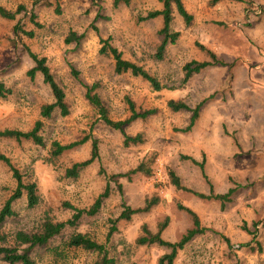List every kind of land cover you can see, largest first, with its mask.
<instances>
[{
  "label": "rangeland",
  "instance_id": "rangeland-1",
  "mask_svg": "<svg viewBox=\"0 0 264 264\" xmlns=\"http://www.w3.org/2000/svg\"><path fill=\"white\" fill-rule=\"evenodd\" d=\"M182 1L192 15L191 24L184 26L173 7L171 27L180 36L168 43L162 59H155L162 19L142 17L161 8L157 0H130L127 6H114L112 0H0L11 10L24 7L14 20L0 17V81L10 89L0 96V130H29L41 105L52 100L41 75H27L33 62L26 47L45 58L69 109L66 116L55 111L44 121V146L0 137V151L25 183H36L39 198L31 208L25 194L12 202L14 215L0 224V245L12 244L17 231L38 229L46 217L69 219L71 206L88 209L109 182L111 193L98 211L83 213L77 228H68L47 247L34 248V264H92L96 253L66 243L76 230L104 244L112 264H157L164 248L138 245L135 239L142 224L155 232L167 217L161 236L177 241L192 227L191 215L179 205L196 213L203 231L177 251L172 264H264V0ZM16 23L32 31V37L16 35ZM70 32L81 39L66 42ZM101 39H109L123 58L141 65L162 88L154 90L130 73H115L113 60L99 53ZM199 45L221 63L183 82L186 62L210 60ZM91 85L113 120L127 118L130 103L137 112L153 110L124 126L130 136L140 133L141 143L125 146L123 134L100 120L85 97ZM170 99L197 107L189 130L184 129L192 111H172ZM85 137L83 144L49 160L52 141ZM93 138L99 158L78 176H67V168L89 157ZM184 156L203 162L207 180L199 165ZM143 160L150 174L131 173ZM168 169L194 192L207 194L209 183L215 193L230 187L233 192L223 204L201 198L176 188ZM15 186L10 168L0 161V209ZM153 198L157 200L148 211L129 220L118 218L124 205L136 209ZM0 264L6 263L0 259Z\"/></svg>",
  "mask_w": 264,
  "mask_h": 264
},
{
  "label": "trees",
  "instance_id": "trees-1",
  "mask_svg": "<svg viewBox=\"0 0 264 264\" xmlns=\"http://www.w3.org/2000/svg\"><path fill=\"white\" fill-rule=\"evenodd\" d=\"M161 3L160 9H154L147 12V14L142 17V19H152L156 17H161L162 26L159 29V35L161 37L160 43L157 45L153 57L155 59H162L165 52L166 46L168 43H174L180 36V31L173 30L171 27L173 20V7L179 17L182 19L184 26H189L191 24L192 15L184 7L182 0H157ZM218 1V0H214ZM114 6L120 4L129 5L130 0H112ZM23 5H18L15 10L8 9L0 5V17L8 20H14L23 10ZM33 20V19H32ZM36 24V23H35ZM13 30L16 35L21 33L27 37H32V31H25L21 28L19 23H16L13 27ZM82 35H76L75 32H70L68 37L65 39L66 42L79 41ZM102 45L99 48V53L109 56L114 62V72L117 74L130 73L133 76L141 77L142 79L149 82L151 87L154 90H160L162 85L157 80L155 76L150 74L146 69L141 65L123 58L122 52L116 47L112 46L109 43V39H101ZM210 58L208 61H196L191 60L186 62L183 65V82H187L190 77L199 72L201 69L206 66L221 63L215 56V54L208 48L203 45H199ZM28 56L31 58L33 65L28 69L27 75L30 78H33L36 73H39L42 77L43 82L49 87L52 100L41 105L39 111V118L34 122L33 126L26 131L19 129H4L0 130V137L12 138L15 140H31L34 144L44 146L45 142L43 136L40 134L44 121L52 116L55 111L61 116H66L69 113L68 105L65 101V93L63 88L55 80L53 74L50 72L49 67L46 64L44 57L38 56L36 53L31 51L26 47ZM94 85L87 87L85 92V97L88 102L94 107L97 111L100 120H102L109 127L120 131L123 134V144L125 146L141 143L142 137L140 133H137L133 136H130L124 132V126L136 118H144L147 115L153 113L152 109L143 110L142 112H137L132 103H130V115L123 120H113L109 117L107 108L101 102L100 97L97 93L93 92ZM10 93V89L6 88L4 83L0 81V96H6ZM167 106L172 111L179 110H191L192 115L190 121L185 131L189 130L193 125L197 117V107L191 109L186 103L180 100L170 99L167 102ZM87 138H82L80 140L72 141L69 143H60L59 141H52L49 147V160L57 159L63 152L75 148L83 144ZM99 158L98 143L95 138L91 140V150L90 155L87 159L73 163L69 168L66 169V175L69 177L78 176L79 172L94 160ZM185 159H190L193 163L198 164L201 170L202 176L207 180L203 169V162H197L191 157L184 156ZM0 161L5 163L11 170L13 178L16 180V186L12 194L5 200L1 209H0V224L6 220L8 217L14 215L11 204L14 200L18 199L22 194L26 195L27 207H34L38 204L39 198L37 195V185L35 182L25 183L22 178V174L19 170L11 163L10 159L0 151ZM151 169L147 164L141 161L131 173L140 172L144 175H149ZM116 176V175H115ZM168 176L170 182L180 189L190 191L197 196L205 199H213L220 201L223 204L226 201H229V196L233 192V188L230 187L225 193H215L213 191L212 185L209 183V192L198 193L194 192L188 188L181 186L179 177L171 169H168ZM109 178H115L111 175ZM118 191L121 192V185H117ZM111 193V187L109 182L106 183L104 190L96 197L93 204L88 209H80L71 206L73 210L72 216L69 219L64 221H55L49 217H46L42 223L39 225V228L34 231H17L13 237V243L0 245V259L6 264H34V260L31 257V252L34 248H43L47 247L50 241L61 235L68 228H77L80 223V217L83 213L87 215L95 214L100 208L103 200L107 198ZM156 198L152 200H146L145 204L140 207L133 209L129 206L124 205L123 209L118 215L119 219L129 220L132 214L138 212H146L151 206L156 202ZM180 209L185 210L192 217V227L187 229L186 232L177 240V241H168L162 238L161 234L163 229L166 227L168 218L166 217L162 223H158L157 230L152 232L147 225L144 223L141 226V233L135 239V243L138 245H155L158 247H163L165 252L159 257L157 264H172L173 260L177 254V251L182 249L184 245L192 239L195 235L200 234L203 229L200 227L199 219L196 213L188 207L179 205ZM67 245L70 248H79L85 251L94 252L97 254V259L92 264H112L113 259L107 256V249L104 244L99 243L92 239L87 233L74 231L72 232L67 239Z\"/></svg>",
  "mask_w": 264,
  "mask_h": 264
},
{
  "label": "crops",
  "instance_id": "crops-1",
  "mask_svg": "<svg viewBox=\"0 0 264 264\" xmlns=\"http://www.w3.org/2000/svg\"><path fill=\"white\" fill-rule=\"evenodd\" d=\"M192 159H194V158H192ZM194 160L198 162V160L196 158Z\"/></svg>",
  "mask_w": 264,
  "mask_h": 264
}]
</instances>
